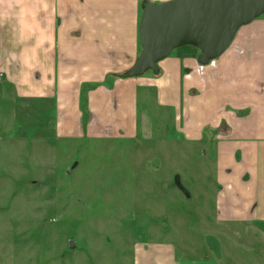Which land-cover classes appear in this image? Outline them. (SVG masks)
<instances>
[{"label":"crops","instance_id":"obj_1","mask_svg":"<svg viewBox=\"0 0 264 264\" xmlns=\"http://www.w3.org/2000/svg\"><path fill=\"white\" fill-rule=\"evenodd\" d=\"M145 1L170 0H0V74L16 85L22 98L56 99L59 133L67 136L73 130L83 135L84 124L90 137L154 139L156 125L143 121L138 104L140 91L154 90L155 107L161 112L158 140L173 142L171 116H165L173 112L181 141L201 145L204 156L213 160V212L207 219L226 230L219 233L223 236H240L239 227L248 236L264 238L261 47L252 43L248 48V40L238 39L240 30L230 48L206 66L199 65L198 55L180 57L173 52L159 63V74L122 79L140 54ZM256 23L247 25L248 31L262 22ZM84 84L92 86L87 113L80 109ZM175 181L192 200L191 184L182 176ZM162 186L172 188L167 180ZM167 213L160 208L158 215L167 219ZM161 223L145 229L147 241L138 234L133 264H226L230 258L217 233H209L205 243L213 260L182 259ZM208 236L219 245L218 255L207 245Z\"/></svg>","mask_w":264,"mask_h":264},{"label":"rangeland","instance_id":"obj_2","mask_svg":"<svg viewBox=\"0 0 264 264\" xmlns=\"http://www.w3.org/2000/svg\"><path fill=\"white\" fill-rule=\"evenodd\" d=\"M256 22L262 23L241 28L238 39L264 53V15ZM91 88L81 87L82 113ZM140 92L141 117L156 125L154 139L90 137L84 124L83 135L67 136L59 133L56 99L22 98L0 74V264H133L138 234L149 240L145 229L155 221L169 230L166 239L182 259L213 260L205 235L217 233L230 256L226 264H264V238L239 227L240 236H223L226 230L207 219L214 164L205 148L181 141L173 112L165 115L173 142L158 140L155 92ZM178 176L191 184L192 200L174 186Z\"/></svg>","mask_w":264,"mask_h":264},{"label":"water","instance_id":"obj_3","mask_svg":"<svg viewBox=\"0 0 264 264\" xmlns=\"http://www.w3.org/2000/svg\"><path fill=\"white\" fill-rule=\"evenodd\" d=\"M142 8L141 52L122 79L157 73L161 61L186 46L198 49L200 66L210 64L230 48L241 28L264 15V0L145 1ZM174 186L179 183L175 181ZM206 240L218 255L220 248L214 238Z\"/></svg>","mask_w":264,"mask_h":264},{"label":"trees","instance_id":"obj_4","mask_svg":"<svg viewBox=\"0 0 264 264\" xmlns=\"http://www.w3.org/2000/svg\"><path fill=\"white\" fill-rule=\"evenodd\" d=\"M141 47V44H140ZM175 52L177 53H186V55L188 56H192V57H196L199 53L198 49L194 48V47H190V46H186L183 48H180L178 50H176ZM155 74H159V71Z\"/></svg>","mask_w":264,"mask_h":264}]
</instances>
